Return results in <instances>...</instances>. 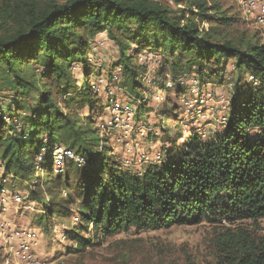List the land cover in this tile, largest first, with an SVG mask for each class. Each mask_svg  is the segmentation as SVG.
<instances>
[{
    "label": "trees",
    "instance_id": "1",
    "mask_svg": "<svg viewBox=\"0 0 264 264\" xmlns=\"http://www.w3.org/2000/svg\"><path fill=\"white\" fill-rule=\"evenodd\" d=\"M176 2L190 13L174 15L157 0H0V74L16 90L19 119L6 122L0 106V162L6 175L31 182L43 168L47 177L40 179L47 187L52 167L35 161L42 149L48 159L55 145L64 144L89 161L81 166L67 161L62 171L54 172L56 177L64 175L61 183L68 198L62 205L47 187V212L36 218L38 224L48 222L58 208L67 211L77 203L80 224L71 230L73 253L91 245V238L83 235L90 225L94 236L99 231L108 238L131 229L202 221L258 223L264 218V39L238 30V13L217 0ZM102 32L119 46L117 65L132 93L139 94L146 64L138 59L148 51L163 56L157 71L162 80L156 84L162 90L169 79L179 87V78L196 77L202 85L222 82L231 60L248 84L240 87L239 76L225 126L213 135L202 138L190 130L177 145L176 134L169 137L173 148L166 162L149 164L140 173L123 171L115 155L104 154V144L94 155L103 141L91 127L96 100L87 83L80 90L71 72L74 60L81 61L87 73L92 71L88 44ZM164 45L169 59L162 52ZM31 94L26 108L21 97ZM59 97L66 111L59 107ZM86 107L88 115L82 119L78 110ZM173 111L179 117V107ZM61 183L56 180L53 187ZM31 195L35 197L34 190ZM214 247L212 264H264V234L256 230L223 227L215 233Z\"/></svg>",
    "mask_w": 264,
    "mask_h": 264
},
{
    "label": "rangeland",
    "instance_id": "2",
    "mask_svg": "<svg viewBox=\"0 0 264 264\" xmlns=\"http://www.w3.org/2000/svg\"><path fill=\"white\" fill-rule=\"evenodd\" d=\"M157 1L170 8L174 15L183 14L186 16L190 13L186 5L176 2V0ZM217 1L222 8L231 11V13H238L239 22L236 23L238 30L252 31L256 39H264V22L257 23L253 14H245L243 7L237 1L234 2L235 5L232 4V0ZM259 1L263 2L264 0ZM207 4H210V1ZM204 25L207 26V23ZM130 28L136 27L131 25ZM134 48L131 46L129 51L133 52ZM162 52L169 59L168 46L164 45ZM141 55L150 56L151 60L148 59L149 57L138 59L139 63L146 64V70L143 72L142 78L139 79V94L132 93L127 82L123 81L122 68L117 65L119 46L106 32L98 33L88 44L87 60L92 71L87 73L84 64L77 60H74L75 63L71 71L80 90L87 83L94 100H96L91 127L103 141L97 146L98 149L94 151V155L97 152L101 153V144H104V148H107L104 154L115 155L117 166L120 169L137 173L142 172L149 164L157 165L167 161L169 156L167 154H170L171 148H173L169 143V137L179 134L177 145H180L183 142L180 136L190 134L188 133L190 127L187 120L191 117L188 119L180 111L178 117L173 111V108L178 106L182 99L193 100L195 96L198 98L202 96L209 100L207 103L209 112H206L204 116L199 115L197 123L201 124L204 129L218 130L225 126V123H222V120L218 121L217 112L213 118L210 103L224 100L230 105V100L238 94L233 86L237 83L239 76L242 78L239 83L240 87H243V84H248L245 74L233 68L231 60L226 64L222 82L214 81L202 85L196 77H190L189 81L177 82L182 84L179 87L177 84L174 85L176 81L173 79L174 84L171 87L166 85L167 88L162 90L156 86L157 79H160L157 71L159 63L163 62L162 54L148 51ZM2 76L3 73L0 74V106L6 115V122H15L19 120L15 108L16 90ZM114 76H117V79H114ZM112 79L118 82L116 89L118 98L122 102L126 101L132 105L133 119L128 126L125 122H121L116 127L112 122V114L107 109L105 89ZM177 88L180 94L183 93L180 97L176 91ZM194 89L196 91L193 93L191 90ZM71 94L72 92L68 91L66 96L69 97ZM31 97L32 94L28 97H21V100L26 103V108L32 103ZM58 101L61 110L66 111L63 107L64 98L60 99L59 97ZM229 105L224 111H218V114L220 116L222 113L226 114L230 108ZM87 108L78 110L82 119L88 115ZM87 125L90 124L84 119V126L87 127ZM57 145L66 147L64 144ZM73 151L76 155L81 156L75 150ZM82 158L85 165L90 164L84 157ZM5 173L4 166L0 162V264H18L15 256L9 253L10 244L7 238L14 228L20 226L37 229L38 239L35 253L41 260V264H212L216 254L215 233L222 230L223 227L241 226L248 230H256L260 235L264 234V218L258 223L243 220L236 221L231 225L225 221H202L198 224L172 225L161 229L139 231L131 229L108 238L102 237L99 231L98 236H94L96 230L90 225L83 235L86 238H91V245L86 246L82 252L73 253L70 250L76 248V242L71 239V230L80 224L77 203L70 205L67 211L61 207L58 208L48 222L43 221L39 224L36 222L38 214L47 212L46 202L50 194H55L58 197L57 200L63 205V198L67 192V190L64 191L65 185L63 182L61 183L64 175L56 177L54 172L51 174L47 186L50 188L48 191L50 194L45 198L44 193L47 187L45 180L40 178L47 177L46 170H38L32 182ZM73 179V175H71L70 180L73 181ZM56 180L61 183L59 188L53 187ZM32 190L35 191V197L31 195ZM8 192L22 194L24 201L13 202L9 199ZM3 193L5 196L2 195ZM66 198L68 197L66 196ZM29 205L30 207H28Z\"/></svg>",
    "mask_w": 264,
    "mask_h": 264
},
{
    "label": "built area",
    "instance_id": "3",
    "mask_svg": "<svg viewBox=\"0 0 264 264\" xmlns=\"http://www.w3.org/2000/svg\"><path fill=\"white\" fill-rule=\"evenodd\" d=\"M244 9V13H248L249 15H254L257 23L264 22V1L260 2L259 0H235ZM256 11V12H255ZM255 12V13H254ZM149 57V58H148ZM141 55V59H149L150 56ZM154 57V56H152ZM161 64V63H159ZM114 79H117V76H114ZM180 83H183V79L179 78ZM117 83L113 79L109 81L108 86L105 89L106 97H107V109L112 114V122L117 127L121 122H125L130 125V121L133 119L132 114V105L126 101H121L117 96ZM173 81L171 79L166 83L167 86L171 87L173 85ZM193 93L194 90H191ZM208 101L204 97L200 96L199 98L195 96L193 100H189V98L182 99L179 103V111L184 113L188 119L189 129L195 131L202 138H207L210 135H213L215 132L214 129L208 128L204 129L201 124L199 125L197 122V117L199 115H205L206 112H209L208 109ZM211 101V100H210ZM212 102V101H211ZM211 104V110L213 113V118L215 117L217 112L218 121L222 120V123L226 122V114L222 113L221 116L218 114V111H224L228 107V102L225 103L224 100L214 101ZM217 104L218 106H215ZM197 123V124H196ZM44 149L41 150L35 157V161L38 166H43L45 163H49L52 167L53 172H60L63 170V167L67 161H71L75 163L77 166H81L85 164L84 159L76 155L73 150L70 148L55 145L51 152V156L46 159L44 157ZM43 169V168H41ZM9 194V199L13 202H21L24 201L22 194L13 192ZM3 196L4 193L2 194ZM5 199V198H4ZM4 201V200H3ZM31 205V204H30ZM30 205L28 207H30ZM8 242L10 244L9 253H12L15 256L18 264H41V260L37 258L35 253V248L37 245L38 239V231L37 229L27 228L24 226H20L18 228H14L13 231L8 235Z\"/></svg>",
    "mask_w": 264,
    "mask_h": 264
}]
</instances>
